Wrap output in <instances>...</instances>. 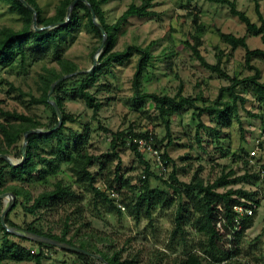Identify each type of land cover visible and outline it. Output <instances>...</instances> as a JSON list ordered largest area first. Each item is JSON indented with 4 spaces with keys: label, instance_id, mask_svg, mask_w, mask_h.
Returning <instances> with one entry per match:
<instances>
[{
    "label": "rangeland",
    "instance_id": "obj_1",
    "mask_svg": "<svg viewBox=\"0 0 264 264\" xmlns=\"http://www.w3.org/2000/svg\"><path fill=\"white\" fill-rule=\"evenodd\" d=\"M132 1L138 4L141 0L106 2L103 5L106 20L109 23L114 22ZM233 1L237 9L245 12L252 22L259 24L254 0ZM256 1L264 17V0ZM38 2L45 13L50 15L58 0H38ZM151 9L155 15L130 17L116 31L115 50H122L127 45H151L152 58L141 75L140 91L173 96L181 87L183 95L197 98L198 107L217 108L216 111L198 113L195 108L185 107L170 118L171 142L166 145L165 138L159 150L161 152L166 148L169 158L174 161L177 181L189 182L197 168H200L199 175L205 183H211L220 174L229 170L233 172L232 176H236L243 174L245 170L253 172L259 167L264 169V135L262 133L264 102L255 99L252 86L240 84L235 87V93L239 98L234 109L221 114L219 112L222 110L221 101L219 103L215 101L220 88L228 86L230 81L203 67L189 47V45L195 46L211 64L216 63L217 57L220 56V66L224 71L230 76L244 78L254 72L245 63L244 49L238 47L230 52L229 46L220 39L218 31L235 36L246 35L249 48L264 49L260 37L247 34L245 25L236 16L231 15L228 6L224 4L206 0H153ZM20 24L18 14L10 11L7 4L0 1V26L17 28ZM97 44L98 38L94 34L81 31L77 33L73 43L65 47L64 55L78 65L79 71L89 70L93 60H96L98 56V53L92 52ZM138 59V54L133 53L129 59L116 61L104 68L94 86L90 88L97 100L102 103L96 115L85 106L82 100L73 97L72 83L75 80L66 82L64 89L59 93L65 111L76 117V121L67 122L66 126L80 133H87L88 151L97 157L90 169L96 176L95 186H98L101 191L108 185L104 180L105 175H109L112 179L116 167L130 185L139 184V178L142 177L145 168L129 148L128 143L123 145L120 139L117 141V156L106 162L105 173L99 171L100 162L104 160L103 155L111 152L110 142L115 132L126 133L128 130H132L133 133L149 132L157 140L162 139L166 133L154 103L147 98H135L133 94L132 80ZM43 64L55 65L50 61L37 63L27 74L17 73L16 68L0 66V109L16 110L19 113L34 116L46 125L50 123L52 115L48 106L31 102L28 96L19 99L16 92L8 91L10 82L24 92H31L33 96L39 97L42 89L39 87L38 73L43 72ZM250 64L260 70L259 81H263L264 59L252 58ZM53 96L52 91L49 99H53ZM221 100L231 102L232 96L224 92ZM0 120H3L1 116ZM134 138L136 136L133 135L132 139ZM257 140L260 141L259 150L250 160L247 152L254 148ZM10 150L9 160L17 161L13 155L15 149ZM143 158L149 162L152 172L148 179L150 187L168 191L175 198L173 191L157 177L167 179L171 172V164H168L164 173H160L148 154L144 153ZM247 160L250 161L248 165H245ZM55 180L75 188L82 196L81 216L75 218L76 221L71 226L68 236H71L76 229H79V235L87 229H94L95 236L111 240V248L122 249V259L133 260L131 264H173L182 258L185 250L196 249L199 242L203 240L196 231L191 216L185 218L184 242L178 237L171 239L176 199L168 207L156 208L151 222L143 217L135 222L125 210L117 214L108 208L103 198H95L86 185L76 184L66 164H62L55 175L46 179H35L25 187L32 196H36L42 190L51 188ZM112 185L116 186L115 183ZM232 187L256 191L259 200L252 217V225L242 233L234 246L237 254L232 261L239 264H263L264 181L258 180L255 184L240 182ZM226 188L221 187L218 190L224 191ZM119 191L122 197L127 196L126 203L132 200L133 195L129 188H122ZM9 200L10 196L1 198L2 210L6 208ZM10 209L9 217L19 227V231L25 232L26 225L34 222L36 227L54 234H60L64 215L71 210V208H58L52 212L39 211L37 215H31L24 211L20 204L13 210ZM84 222L87 226L83 225ZM5 240H8L9 248L12 243H17L25 247L29 254H22L20 260H15L12 252L6 250L8 246L4 247ZM98 247L105 249L101 244H98ZM41 249L44 254L41 264H86L76 255L64 252L58 247H41L16 234L11 233L6 236L0 230V264H34L32 256ZM92 264H103V262L94 257Z\"/></svg>",
    "mask_w": 264,
    "mask_h": 264
},
{
    "label": "trees",
    "instance_id": "obj_2",
    "mask_svg": "<svg viewBox=\"0 0 264 264\" xmlns=\"http://www.w3.org/2000/svg\"><path fill=\"white\" fill-rule=\"evenodd\" d=\"M0 1L5 2L10 11L16 12L21 22L17 28L7 25L0 26V66L11 69L16 68L17 73L27 74L31 67L37 63L50 61L55 64L52 66L43 64V72L38 73L39 87L42 89L39 97L33 96L31 92H24L20 88L15 87L13 83L9 82L8 84V91L16 92L17 98L22 99V97L28 96L31 102L45 104L50 108L52 116L50 123L46 125L34 116L19 113L16 110L0 109V116L3 118L2 121L0 120V155L7 156V158L0 156V194L9 192L14 196L15 203L10 210H13L20 204L23 206L24 211L31 215H37L39 211L52 212L58 208H71L70 213L64 215L60 234L45 232L36 227L34 222L28 223L24 231L33 232L77 246L89 253L101 256L107 264L133 263V260L122 259V249L115 250L111 248V240L102 236H95L94 229H87L86 232L80 235L78 234L79 229H76L71 236H68L71 226L76 221L75 218L80 217L83 210L81 204L82 196L75 188L64 184L60 180H55L51 188L44 189L36 196H32L25 187V185L35 179H46L49 176L55 175L59 171L60 166L66 164L76 184L86 185L92 191L95 198H103L110 210H114L117 214H120L122 211L117 208L105 191L106 189L114 188L120 195V202L124 204L127 215L135 222H138L141 217L151 222L153 212L156 208L168 207L176 199L173 217L174 226L170 233L171 239L178 237L184 242L185 218L186 216H191L192 223L196 231L203 237V240L199 242L196 249L185 250L182 258L177 262H173V264H212L218 262H223L224 264H239L238 262L232 261L233 257L237 254L234 246L237 244L242 233L252 225V217L255 211L253 215H244L241 219L239 230L235 231L233 225L236 212L233 210V207L238 204L248 205L246 203L247 201L258 207L259 200L257 199L258 194L256 191L233 188L232 185L240 182L255 184L258 180L264 181V169L259 167L257 171L253 172L245 170L243 174L236 176H232L233 172L229 170L220 174L211 183H205L199 175L200 168H197L189 182L177 181L174 161L169 158L166 148L161 152L159 150V146L165 138L167 139L166 145H169L171 142L170 118L180 110L185 109V107L195 108L198 113L210 110L216 111L217 108L210 106L198 107L196 105L197 98L183 95L181 87L173 96L159 95L153 92H141V75L152 58L150 53L151 45H127L122 50H115L117 41L116 31L130 17H151L155 15V12L151 9L153 0H141L138 4L134 1L130 2L112 23L106 20L103 9V5L109 0H77L69 13L68 21H66L67 9L73 0H58V3L54 6L53 13L50 15L45 13V10L40 6L38 0ZM206 1L228 6L230 14L236 16L245 25L246 33L259 36L261 42L264 44V17L258 9L256 0H254V7L259 24L252 22L245 12L237 9L233 0ZM86 3L91 5L97 22L102 25L106 33V39L98 53L96 65L90 71L85 72L79 71L78 65L64 55V49L73 43L77 33L81 31L94 34L98 38V44L93 48V53L100 46L102 33L93 23L90 10ZM33 16H35V28L33 26ZM218 34L222 42L229 46L230 52L238 47L244 49L245 63L250 70L254 71L253 74L244 78L230 76L220 66V56L217 57L216 63L211 64L205 60L195 46L189 45L203 67L230 81L228 86L220 88L215 101L217 103L221 101L222 110H219V112L222 114V112L228 111L229 109H234L236 101L239 98L235 93V87L240 84L252 86L255 91V99L264 102V80L259 81L260 70L250 64L252 58L264 59V49L249 48L246 42V35L235 36L222 31H218ZM133 53L139 56L132 80L133 94L135 98H147L154 103L164 124L166 133L162 139L157 140L149 132L133 133L132 130H128L126 133L121 131L115 132L110 142L111 152H106L103 155L104 160L100 162L99 171L105 173L106 162L111 161L112 157L117 156V141L120 139H122L123 145L128 143L129 148L145 168L142 177L139 178V184L130 185L123 179L122 173L116 167L112 179L109 175H105L104 180L108 185L101 191L98 186H95L96 176L90 169L92 162L97 157L88 151L87 133H80L66 126L67 122L76 121V117L65 111L59 93L64 89L66 82L75 80L72 83L73 97L82 100L85 106L91 109L93 114L96 115L102 103L97 100L90 88L94 86L98 76L103 72L105 67L110 66L116 61L127 60ZM66 74L72 75L58 81L53 89L54 96L52 100L57 104L61 115V124L53 129L57 124V115L49 102L48 91L53 82ZM224 92L232 96L231 102L221 100ZM30 129H40L41 132L27 134L25 154L23 157L21 148L24 133ZM133 135L137 138H148L151 136L153 146L159 150L165 167L167 168L168 164H171V172L168 174L167 179H163L160 176L157 177L173 191L175 198L168 191L150 187L148 181L152 175L150 165L148 161L144 160V153L140 152L137 149L136 143L133 142ZM12 148L15 149L13 155L17 158L15 162H11L8 158L11 154L10 149ZM248 162L249 160L245 161V165H248ZM114 183L116 184L115 187L112 185ZM221 187L227 188L224 191H219L218 188ZM122 188H129L133 195L131 196L132 200L128 203L125 202L127 196L122 197L120 194L119 190ZM2 211L0 199V215ZM36 218L39 219V217ZM221 219L224 220L222 226L225 234L231 229L235 231L233 233V239L230 240V248L224 247L223 241L225 240L222 236L223 233L216 227L217 222ZM5 223L8 227L19 230V227L10 219L9 211L5 215ZM83 225L87 226V223L84 222ZM0 230L6 236L11 235L10 232L4 229L1 221ZM30 241L41 247L55 248V246L41 241ZM4 243V247L8 246L6 250L12 252V257L15 260H20L22 254H29V251L20 244L12 243L9 248L8 240H5ZM98 244H101L105 249L99 248ZM60 249L76 255L77 258L84 260L86 264H92L94 261V257L83 252L64 248ZM43 257L44 254L41 249L32 256L34 264H41Z\"/></svg>",
    "mask_w": 264,
    "mask_h": 264
},
{
    "label": "water",
    "instance_id": "obj_3",
    "mask_svg": "<svg viewBox=\"0 0 264 264\" xmlns=\"http://www.w3.org/2000/svg\"><path fill=\"white\" fill-rule=\"evenodd\" d=\"M76 1L77 0H73L70 3V5L68 6L67 15H66V21H68V19H69V13L71 12V10H72L74 4L76 3ZM86 5H87L88 9L90 10L93 23L99 28V30L102 33V39H101L100 46L96 50V53H99L100 50H101V48H102V46H103V44H104V42H105L106 33L104 32L102 25L99 22H97L96 17H95V14H94V11H93L91 5L89 3H86ZM35 25H36V23H35V16H33V26H34V28H35ZM95 65H96V60L94 59L93 60L92 67L89 70H85V72L86 71H90ZM74 73H77V72H74ZM72 74L63 75L58 80H56L55 82H53L51 84V86H50L49 91H48V97L52 93V91L54 89V86H55V84L58 81H60L62 79H65L68 76H71ZM49 102L53 106V108L55 110V113L57 115V124H56V126L53 127V129H55L56 127H58L61 124V115H60L58 106L55 103V101H53L52 99H49ZM32 132H41V130L40 129H30V130H28V131H26L24 133V138H23V143H22V148H21V152H22V156L23 157H24V154H25V145H26L27 134L28 133H32ZM0 156H2L4 158H7V156L6 155H3V154H1ZM4 196H10V200H9L8 205L6 206V208L2 211V213L0 215L1 224H2V226L4 227V229L6 231H8V232H10L12 234H16V235L25 237V238L30 239V240H33V241H41V242H44L46 244L53 245V246L58 247V248H64V249H70V250H75V251L83 252V253L88 254V255H90L92 257L98 258L99 260H101L103 262V264H107L105 261H103V259L101 258V256H99L97 254L89 253L88 251H85V250H83V249H81V248H79L77 246H73V245L68 244V243H65V242H60V241H58L56 239H53V238H50V237H46V236H43V235H40V234H36V233H33V232H21V231L17 230L16 228L8 227L6 225V223H5V215H6V213L8 212V210L13 205L14 196L11 193H2V194H0V199L3 198Z\"/></svg>",
    "mask_w": 264,
    "mask_h": 264
},
{
    "label": "built area",
    "instance_id": "obj_4",
    "mask_svg": "<svg viewBox=\"0 0 264 264\" xmlns=\"http://www.w3.org/2000/svg\"><path fill=\"white\" fill-rule=\"evenodd\" d=\"M262 133L264 135V131ZM133 142L136 143L137 149L140 152L146 153L152 158L154 166L159 170L160 173H164L166 171V167L164 165V162L162 161L159 150L153 146L151 136H149L148 138H137L136 137L133 139ZM259 142L260 141L257 140L254 148L249 152L248 157L250 160L259 150ZM105 191H106L107 196L112 199V201L117 206V208H119L121 211H124L125 206L122 202H120L119 193L114 188L106 189ZM246 203L248 205L238 204L233 207V210L236 212V216L234 218V225H233V229L235 231L239 230L242 217L244 215H253L255 209L257 208L255 204L249 201H247ZM222 223H224V220L223 219L219 220L216 224V227L221 233H223L222 236H223V239L225 240L223 241L224 247L230 248L231 247L230 240L233 239V233L235 231L231 229L229 230L228 233L225 234Z\"/></svg>",
    "mask_w": 264,
    "mask_h": 264
}]
</instances>
